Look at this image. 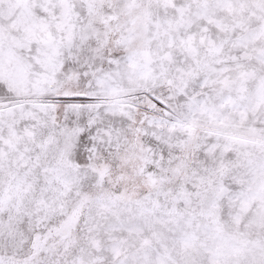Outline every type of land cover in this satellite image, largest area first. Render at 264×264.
Instances as JSON below:
<instances>
[{"label":"snow or ice","instance_id":"1","mask_svg":"<svg viewBox=\"0 0 264 264\" xmlns=\"http://www.w3.org/2000/svg\"><path fill=\"white\" fill-rule=\"evenodd\" d=\"M0 264H264V0H0Z\"/></svg>","mask_w":264,"mask_h":264}]
</instances>
